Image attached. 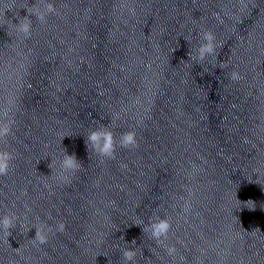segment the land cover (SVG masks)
Instances as JSON below:
<instances>
[{
	"label": "clouds",
	"instance_id": "9594fccd",
	"mask_svg": "<svg viewBox=\"0 0 264 264\" xmlns=\"http://www.w3.org/2000/svg\"><path fill=\"white\" fill-rule=\"evenodd\" d=\"M28 15L20 17L18 23H13L16 31L21 34L25 39L30 38L32 34L33 21L31 17H35L36 21L45 24L49 15L56 14V8L53 3L48 0H37L35 4L27 7ZM133 13L135 9H130ZM201 42L195 49V53L190 50L188 52V60H195L202 62L209 56H217L216 49L218 47L215 34L211 30H205L201 35ZM175 51V50H173ZM241 77L235 71L231 73L230 79L233 81L239 80ZM13 101H8V106L0 111V141L5 144L8 141V137L13 134L12 129L15 123L11 117ZM119 116H115L110 119L111 127L105 124H100L89 130L85 144L87 149L91 150L96 156L103 162L105 159H115L117 148L133 149L138 147L137 135L134 130L121 132L119 137L116 136L113 128L116 127L114 120L118 119ZM63 136L61 140L64 138ZM15 160V156L11 151L6 149H0V176H6L12 169V162ZM58 165L55 168L52 175L56 176L57 179H67L69 176H74L82 168V162L77 159L75 154L69 155L64 149L61 153V157L58 158L54 163ZM53 166V165H52ZM27 207V206H25ZM30 210V209H29ZM20 218L14 212H6L0 216V232L3 237L8 241V237L12 234L11 229L16 227L17 221ZM51 213L47 214L45 220H41L40 217H36V223L32 226L35 228V237L31 239L34 246L41 247L48 243L50 235L56 233H62L65 230V224L63 221H55L54 224H49L47 221L53 220ZM140 226L143 234H148L149 238L155 241V243L163 247L166 254L170 257L178 255V250L174 244L166 243L169 240V233L172 225L168 217L156 216L154 219L149 218L147 223L141 221L136 224ZM20 227H24L21 223ZM130 245H136V241L133 240ZM137 247H127L121 249V258L123 264H136ZM142 255V253H141ZM184 257L181 256L180 260L184 261Z\"/></svg>",
	"mask_w": 264,
	"mask_h": 264
}]
</instances>
